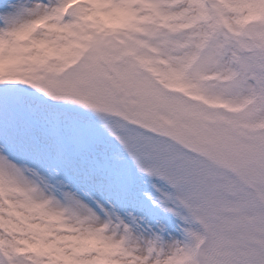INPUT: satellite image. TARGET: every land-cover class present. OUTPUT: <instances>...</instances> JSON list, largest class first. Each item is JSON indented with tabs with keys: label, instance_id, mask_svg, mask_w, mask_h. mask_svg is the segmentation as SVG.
Listing matches in <instances>:
<instances>
[{
	"label": "snow or ice",
	"instance_id": "1",
	"mask_svg": "<svg viewBox=\"0 0 264 264\" xmlns=\"http://www.w3.org/2000/svg\"><path fill=\"white\" fill-rule=\"evenodd\" d=\"M0 264H264V0H0Z\"/></svg>",
	"mask_w": 264,
	"mask_h": 264
}]
</instances>
